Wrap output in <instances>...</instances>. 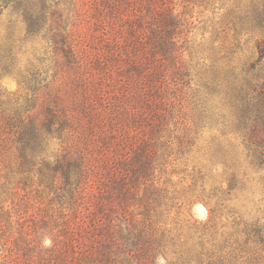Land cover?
Instances as JSON below:
<instances>
[{"label":"rangeland","instance_id":"obj_1","mask_svg":"<svg viewBox=\"0 0 264 264\" xmlns=\"http://www.w3.org/2000/svg\"><path fill=\"white\" fill-rule=\"evenodd\" d=\"M156 3L173 16L175 54L165 71L166 110L156 108L164 112L158 132L137 130L134 142L147 146L151 166L128 199L129 223L135 229L147 223L155 234L145 241V251L121 252L113 264H264V158L259 161L244 141L234 97L245 81L264 80V57L257 62L256 47L264 29L255 18L264 11V0ZM16 11L1 3L0 42L10 39L20 63H36L50 78V44L26 37ZM158 23L163 25L161 18ZM0 91L20 103L30 95L15 73L0 74ZM65 145L57 135L49 136L41 157L52 161ZM113 150L105 152L107 169L113 176H129L128 169L114 170ZM133 150L124 146L120 154ZM41 157L20 173L15 151L0 147V191L10 210L1 222L2 239L23 248L28 264H42L43 248L52 245L73 211L64 176L45 168ZM99 176L109 188L110 175ZM25 230L34 238L29 246Z\"/></svg>","mask_w":264,"mask_h":264},{"label":"trees","instance_id":"obj_2","mask_svg":"<svg viewBox=\"0 0 264 264\" xmlns=\"http://www.w3.org/2000/svg\"><path fill=\"white\" fill-rule=\"evenodd\" d=\"M1 3L13 5L25 24V36L47 39L54 56L49 78L36 63H20L10 39L0 42V74H17L30 92L20 103L0 91V147L15 151L23 173L42 156L49 136L55 134L66 144L52 161L41 157L45 168L64 176L73 206L72 215L52 236V245L43 248L42 264H113L121 252L145 251V241H152L155 231L144 222L138 229L130 224L128 199L151 166L147 146L137 147L134 142L137 130L149 127V135L157 134L164 112L162 115L156 108L166 110L165 71L175 54L174 19L169 8L156 0ZM255 18L264 29V11ZM256 47L258 62L264 57V35ZM234 97L244 141L262 161L264 80L245 81ZM124 146L134 149L126 157L120 154ZM112 147L114 166L118 165L114 170L128 169L129 176H113L107 169L105 152ZM103 173L110 175L109 188L99 178ZM3 192L0 264H28L23 248L2 239L1 222L10 213L3 205ZM25 235L29 246L34 238L28 230Z\"/></svg>","mask_w":264,"mask_h":264}]
</instances>
